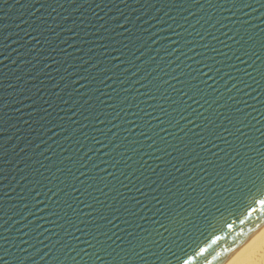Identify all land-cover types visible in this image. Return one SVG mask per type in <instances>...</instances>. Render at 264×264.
I'll return each instance as SVG.
<instances>
[{"label":"water","instance_id":"water-1","mask_svg":"<svg viewBox=\"0 0 264 264\" xmlns=\"http://www.w3.org/2000/svg\"><path fill=\"white\" fill-rule=\"evenodd\" d=\"M264 222V0H0V264H217Z\"/></svg>","mask_w":264,"mask_h":264},{"label":"bare ground","instance_id":"bare-ground-1","mask_svg":"<svg viewBox=\"0 0 264 264\" xmlns=\"http://www.w3.org/2000/svg\"><path fill=\"white\" fill-rule=\"evenodd\" d=\"M217 264H264V222Z\"/></svg>","mask_w":264,"mask_h":264}]
</instances>
